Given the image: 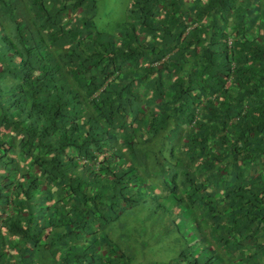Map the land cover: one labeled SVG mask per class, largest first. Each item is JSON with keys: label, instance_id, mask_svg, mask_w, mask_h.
Returning a JSON list of instances; mask_svg holds the SVG:
<instances>
[{"label": "trees", "instance_id": "trees-1", "mask_svg": "<svg viewBox=\"0 0 264 264\" xmlns=\"http://www.w3.org/2000/svg\"><path fill=\"white\" fill-rule=\"evenodd\" d=\"M102 4L0 0V264H264V0Z\"/></svg>", "mask_w": 264, "mask_h": 264}, {"label": "rangeland", "instance_id": "rangeland-1", "mask_svg": "<svg viewBox=\"0 0 264 264\" xmlns=\"http://www.w3.org/2000/svg\"><path fill=\"white\" fill-rule=\"evenodd\" d=\"M99 0L101 5H107V10L112 11L111 22L114 24L122 20L124 15V4L126 0ZM109 3L111 7H109ZM102 4V7H104ZM111 23V24H112ZM112 24V26H113ZM151 200H147V204H140L133 210H128L123 218L125 224L121 227L115 224L114 235H121L120 241L135 252L137 264L140 263H157L160 261H168L173 258L178 250V245L173 241V237H177L175 225L168 217L161 220L162 213L159 209L157 214L153 215L155 204ZM165 212V210H163ZM177 225H180L177 222ZM113 228V227H112ZM119 237V236H118ZM145 246V247H144Z\"/></svg>", "mask_w": 264, "mask_h": 264}]
</instances>
